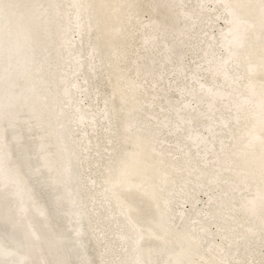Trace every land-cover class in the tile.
<instances>
[{
	"label": "bare ground",
	"instance_id": "obj_1",
	"mask_svg": "<svg viewBox=\"0 0 264 264\" xmlns=\"http://www.w3.org/2000/svg\"><path fill=\"white\" fill-rule=\"evenodd\" d=\"M0 264H264V0H0Z\"/></svg>",
	"mask_w": 264,
	"mask_h": 264
},
{
	"label": "rangeland",
	"instance_id": "obj_2",
	"mask_svg": "<svg viewBox=\"0 0 264 264\" xmlns=\"http://www.w3.org/2000/svg\"><path fill=\"white\" fill-rule=\"evenodd\" d=\"M200 199H202V201H203L204 200L203 196H201ZM202 201L200 200L199 203L201 202V204H202L203 203Z\"/></svg>",
	"mask_w": 264,
	"mask_h": 264
}]
</instances>
